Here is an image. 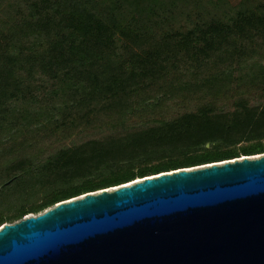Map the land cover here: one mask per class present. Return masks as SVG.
I'll list each match as a JSON object with an SVG mask.
<instances>
[{"label": "trees", "instance_id": "trees-1", "mask_svg": "<svg viewBox=\"0 0 264 264\" xmlns=\"http://www.w3.org/2000/svg\"><path fill=\"white\" fill-rule=\"evenodd\" d=\"M178 1L0 0V228L264 154V2Z\"/></svg>", "mask_w": 264, "mask_h": 264}, {"label": "water", "instance_id": "water-1", "mask_svg": "<svg viewBox=\"0 0 264 264\" xmlns=\"http://www.w3.org/2000/svg\"><path fill=\"white\" fill-rule=\"evenodd\" d=\"M0 264H264V154L138 179L5 224Z\"/></svg>", "mask_w": 264, "mask_h": 264}, {"label": "rangeland", "instance_id": "rangeland-1", "mask_svg": "<svg viewBox=\"0 0 264 264\" xmlns=\"http://www.w3.org/2000/svg\"><path fill=\"white\" fill-rule=\"evenodd\" d=\"M186 1H187L188 4L191 5L190 7H192V12L195 13L198 10L194 6L195 3L198 4L200 1H202L203 2L202 4H204L205 6H208V5H210V4H208L210 1H220V0H179L178 2L180 4H186V3H183V2H186ZM222 1H223V4H224V7L226 9L227 8H237V7H242V6H246V5L247 6H256V5H259L260 3L264 2V0H222ZM259 56L261 58H264V50L259 53ZM179 107H182V104H179ZM172 109H173V111H177L178 110V108H176L173 104H170V107L167 110L170 111ZM249 147H250L249 144L243 143V144L235 146L232 150H235L236 152H238L239 154L242 155L244 150L249 148ZM253 157H255V156H253ZM241 158H243V157H241Z\"/></svg>", "mask_w": 264, "mask_h": 264}]
</instances>
